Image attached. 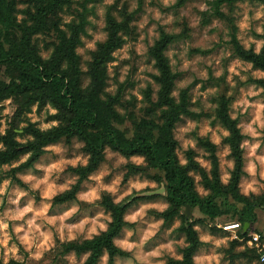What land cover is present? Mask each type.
Returning a JSON list of instances; mask_svg holds the SVG:
<instances>
[{"label": "rangeland", "instance_id": "obj_1", "mask_svg": "<svg viewBox=\"0 0 264 264\" xmlns=\"http://www.w3.org/2000/svg\"><path fill=\"white\" fill-rule=\"evenodd\" d=\"M29 0H15L18 22L29 20L26 14ZM214 0H72L71 8L60 13L61 22L68 23L75 12L86 9L88 25L82 36V45L78 47L83 84L87 85L86 74L91 52L97 44L107 37L105 30L106 17L110 13L120 18L124 7L129 15L130 32L126 43L114 52V60L107 66L108 81L106 91L115 93L122 85L125 101H131L128 111L132 118L145 117L149 102L145 91L150 89V98H157L158 85L153 76L157 74L153 59L149 56V48L161 33L172 35L173 40L166 50L171 69L176 74L173 95L178 98L183 90H187L190 109L197 117H183L174 128L177 141L176 153L181 163H186V152L193 150L195 160L202 168L210 171L212 165L209 153L198 143V139H207L216 146L221 181H229L233 161L229 147L224 143L228 132L216 120V99L225 95L230 100L229 113L238 119L243 134L242 148L244 157V175L240 179V192L244 195H264V89L251 83L253 79L264 78V72L236 55L233 48V36L245 48L259 52L264 46V2L241 0L232 5L223 4L217 15L212 6ZM62 27H64L62 25ZM51 38L46 35H35L34 43L39 53L47 57L50 53ZM6 67L0 66V80L8 81ZM121 112L125 110L120 109ZM57 111L50 105L39 109L31 106L30 111L21 106L14 98L0 102V130L4 132L9 126L20 128L25 121L34 123L45 130L57 125L58 120L52 118ZM121 128L131 136L133 124L126 119ZM20 142L28 137L18 136ZM21 157L12 166L23 162ZM88 156L83 150V143L74 138L69 143L61 141L46 148L45 153L34 166L18 173L22 185L5 179L0 183V221L8 224L7 234L11 237L8 248L15 245L18 252L15 256L8 254L7 262L17 260L19 264H82L86 255L81 257L70 253L57 256L59 242L83 240L104 231L110 214L99 204L104 193L111 195L115 202L130 199L138 193L158 190L160 184L151 178L157 172L148 169L141 156L125 157L110 148L105 150L104 162L98 169L84 180L76 194V199L63 204H54L53 198L70 189L77 176L71 168L85 165ZM133 164L141 172L132 174L125 180L129 172L128 165ZM12 166H3L5 172ZM31 179H28V178ZM196 190L201 196L208 191L200 182L199 175H194ZM52 186V193H48ZM23 192L18 203L17 195ZM95 192L91 200L82 199ZM33 209L22 220H9L6 214H14L29 206ZM168 207L165 197L135 201L126 211L125 219L132 223L125 227L115 239L117 246L128 253L126 257H118L114 264H164L169 258H181V249L186 245L185 236L177 229L182 224L183 208L179 216L169 225L157 218L150 211H163ZM46 209L42 217H37L40 233L49 237L43 247H38L44 236L33 232L35 237L32 247L27 249L20 242V237L28 231L27 221L32 220L34 213ZM73 209H75L73 211ZM256 222L252 231L264 238V207L257 208ZM231 216H223L209 221L196 208H191L189 222L198 219L194 228L202 241V246L195 254L197 264H264L260 259L248 263L247 259L238 256L246 247H252L241 238L239 244L232 246L231 241L237 239L221 226L235 225ZM51 221V223H49ZM103 225V227H101ZM16 227L24 231L17 234ZM0 239L3 235L0 234ZM5 249L0 248V262L5 263ZM18 257V258H17ZM97 264H107V256H103Z\"/></svg>", "mask_w": 264, "mask_h": 264}, {"label": "trees", "instance_id": "obj_2", "mask_svg": "<svg viewBox=\"0 0 264 264\" xmlns=\"http://www.w3.org/2000/svg\"><path fill=\"white\" fill-rule=\"evenodd\" d=\"M241 0H214L212 6L217 15L223 4L232 5ZM264 2V0H254ZM26 11L29 20L18 22L15 0H0V66L6 67L8 81L0 80V102L14 98L20 101L27 112L31 106L39 109L50 105L57 112L51 115L58 124L42 130L34 123L25 121L19 127L9 126L4 132L0 130V183L5 179L22 185L17 176L21 171L35 165L45 153L49 145L64 141L69 143L76 138L83 143V150L88 156L85 165L71 168L77 176L75 184L68 190L53 198L54 204H63L76 199L81 183L104 162L105 150L110 148L125 157L141 156L147 168L157 173L152 179L163 185V196L168 207L163 211H150L151 214L169 225L179 216L186 206L196 208L209 221L223 216H231V220L239 224L238 238L246 242L253 233L256 222L255 210L264 207V195H244L240 192L239 183L244 175L243 134L238 119L229 113L230 100L225 95L216 101L215 118L228 132L224 143L229 147L233 161L228 183L220 178L219 162L216 146L207 139H198L208 153L211 162L210 171L205 170L195 160L193 150L186 152V163H181L177 153V141L174 128L183 117H197L191 111L187 90L180 92L179 97L173 95L176 74L173 73L166 50L173 40L172 35L161 33L149 48V56L154 61L157 74L153 76L158 85L157 98L153 102L150 89L145 91L149 108L146 116L139 120L132 118L128 111L131 101H125L124 88L119 85L113 94L106 91L108 74L107 66L114 60V52L126 43L130 32V17L124 7L120 18L109 12L106 17L105 30L107 37L97 44L91 52L86 74L87 85L83 84L80 56L77 49L82 45V36L88 25L87 10L75 12L68 23L61 22L60 13L71 8L72 0H29ZM62 25L64 27H62ZM46 35L51 38L50 53L43 57L34 43L35 35ZM234 52L241 59L250 62L254 68L264 72V46L259 52L243 47L233 36ZM264 89V78L250 81ZM125 110L126 113L121 112ZM129 119L132 122V134L128 136L121 127ZM18 136L28 137L20 142ZM26 159L17 166H12L21 157ZM12 166L2 172L1 167ZM129 172L125 180L132 174L141 172L136 165H128ZM194 175H199L200 182L208 193L201 196L196 190ZM158 195L135 197L122 202H115L111 195L104 193L99 204L110 214L111 220L107 228L91 238L59 242L57 256L70 253L78 257L86 255L82 264H97L103 256H107V264H114L118 257H126L128 253L116 245L115 239L121 231L131 226L125 219L127 209L137 200L152 199ZM182 224L177 229L185 236L186 245L181 249V258H169L164 264H197L194 257L202 246V241L194 228L195 223L203 219L189 222L182 215ZM248 224L247 228L244 225ZM260 243L264 238L259 234ZM238 238L231 241L232 246L239 244ZM238 256L245 257L248 263L258 261L261 252L255 246L246 247ZM0 264H5L0 262ZM7 264H19L11 259Z\"/></svg>", "mask_w": 264, "mask_h": 264}, {"label": "clouds", "instance_id": "obj_3", "mask_svg": "<svg viewBox=\"0 0 264 264\" xmlns=\"http://www.w3.org/2000/svg\"><path fill=\"white\" fill-rule=\"evenodd\" d=\"M28 179H31L30 177ZM52 193V186H49L48 189V193H46V195H50ZM0 194H2V190H0ZM24 193L21 192L17 195V200L14 201V203H18L20 196H23ZM95 197V192L93 193H89L87 196L82 197V199H88L91 200ZM75 209H73L74 211ZM33 209L31 207V204H29V206L23 208L22 210L17 211L14 214H6L7 218L9 220H22L23 217L29 213L32 212ZM46 212V209H44L43 211L40 212H36L34 213L33 219L27 221L28 224V231L24 233V235L22 237H20V242L26 246L27 249H30L32 247L33 244V240L35 239V237L32 235L33 232L35 233H39L40 235L44 236V240L43 242L38 245V247H43L47 242L49 237L47 235H44L43 233H40V228L39 225H36L35 220L37 217H42L44 215V213ZM49 223H51V221H49ZM101 227H103V225H101ZM7 229H8V224L0 221V234L3 235V239H0V248L5 249L4 251V256H5V264H7V257L8 254L11 253L13 256L16 255V253L18 252V249L15 245H13L11 248H8V243L9 240L11 239V237L7 234ZM22 231H24V229L22 227H16L14 229V232L19 234ZM18 258V257H17Z\"/></svg>", "mask_w": 264, "mask_h": 264}, {"label": "built area", "instance_id": "obj_4", "mask_svg": "<svg viewBox=\"0 0 264 264\" xmlns=\"http://www.w3.org/2000/svg\"><path fill=\"white\" fill-rule=\"evenodd\" d=\"M231 227H232V229H227V228H231ZM221 228H223L226 232H230L235 237H237V233H238V230L240 229V226H239V224L236 223L235 225L231 224L228 226H223V227L221 226ZM260 239H261V237L259 234L253 233L246 242L250 246H255L256 248H258V251L261 252L260 260L262 262H264V245H262L260 243Z\"/></svg>", "mask_w": 264, "mask_h": 264}, {"label": "water", "instance_id": "obj_5", "mask_svg": "<svg viewBox=\"0 0 264 264\" xmlns=\"http://www.w3.org/2000/svg\"><path fill=\"white\" fill-rule=\"evenodd\" d=\"M165 193V188L162 185L158 190H152V191H146V192H141L136 194L135 196L131 197L129 200L135 198V197H145V196H154V195H163ZM185 217L189 218L191 216V207L190 206H186L185 207ZM248 226V224L244 225V228L246 229Z\"/></svg>", "mask_w": 264, "mask_h": 264}, {"label": "bare ground", "instance_id": "obj_6", "mask_svg": "<svg viewBox=\"0 0 264 264\" xmlns=\"http://www.w3.org/2000/svg\"><path fill=\"white\" fill-rule=\"evenodd\" d=\"M227 229H232V227L231 228H227Z\"/></svg>", "mask_w": 264, "mask_h": 264}]
</instances>
